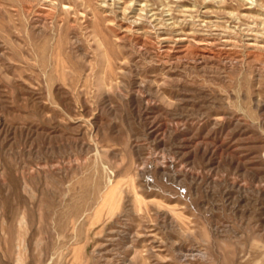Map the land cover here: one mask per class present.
<instances>
[{
	"label": "rangeland",
	"instance_id": "1",
	"mask_svg": "<svg viewBox=\"0 0 264 264\" xmlns=\"http://www.w3.org/2000/svg\"><path fill=\"white\" fill-rule=\"evenodd\" d=\"M0 264H264V0H0Z\"/></svg>",
	"mask_w": 264,
	"mask_h": 264
}]
</instances>
